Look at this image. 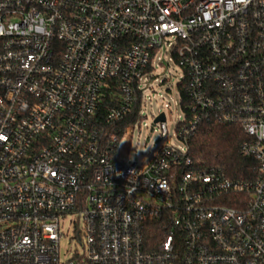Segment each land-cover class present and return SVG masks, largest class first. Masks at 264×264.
<instances>
[{
	"label": "built area",
	"instance_id": "obj_1",
	"mask_svg": "<svg viewBox=\"0 0 264 264\" xmlns=\"http://www.w3.org/2000/svg\"><path fill=\"white\" fill-rule=\"evenodd\" d=\"M159 52L182 118L153 122L178 144L139 166L123 136ZM209 122L241 128L253 179L192 163ZM0 264H264V0H0Z\"/></svg>",
	"mask_w": 264,
	"mask_h": 264
},
{
	"label": "rangeland",
	"instance_id": "obj_2",
	"mask_svg": "<svg viewBox=\"0 0 264 264\" xmlns=\"http://www.w3.org/2000/svg\"><path fill=\"white\" fill-rule=\"evenodd\" d=\"M158 55H161L164 62L160 63L156 59L153 62V69L149 72V79L144 85L146 91L140 118L127 135L123 136L129 160L137 162L139 166L145 165L160 147L169 142L178 144L174 139L169 140L168 137L162 138L159 135L158 125L153 122V118L158 112L164 111L168 136L174 138V124L182 118L177 88L182 70L167 52L164 54L159 52ZM81 226L82 222L77 213L68 214L60 221L62 261L67 260L75 251L81 250L76 237V231ZM82 240L84 241L83 237Z\"/></svg>",
	"mask_w": 264,
	"mask_h": 264
},
{
	"label": "trees",
	"instance_id": "obj_3",
	"mask_svg": "<svg viewBox=\"0 0 264 264\" xmlns=\"http://www.w3.org/2000/svg\"><path fill=\"white\" fill-rule=\"evenodd\" d=\"M245 138L244 132L237 125L203 123L188 140V155L194 165L220 169L232 179H253L256 175L255 160L239 153V145ZM161 220L147 223L149 226L144 233L145 243H150L147 249L153 248L152 245L164 236Z\"/></svg>",
	"mask_w": 264,
	"mask_h": 264
},
{
	"label": "water",
	"instance_id": "obj_4",
	"mask_svg": "<svg viewBox=\"0 0 264 264\" xmlns=\"http://www.w3.org/2000/svg\"><path fill=\"white\" fill-rule=\"evenodd\" d=\"M164 120V114L161 112L159 113L155 118H154V122L157 121H163Z\"/></svg>",
	"mask_w": 264,
	"mask_h": 264
}]
</instances>
